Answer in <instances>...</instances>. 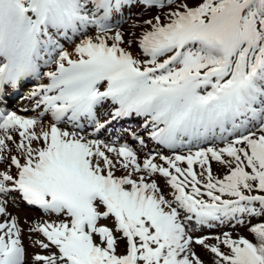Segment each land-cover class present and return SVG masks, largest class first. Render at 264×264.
Instances as JSON below:
<instances>
[{"label": "snow or ice", "instance_id": "snow-or-ice-1", "mask_svg": "<svg viewBox=\"0 0 264 264\" xmlns=\"http://www.w3.org/2000/svg\"><path fill=\"white\" fill-rule=\"evenodd\" d=\"M136 7H167L166 20H133L126 40L123 24L143 14ZM26 78L38 82L30 98L42 111L0 110V264H204L193 243L215 255L212 264H264V222L250 228L256 242L191 234L264 216V0H0V91ZM132 116L146 137L120 129L89 138ZM124 133L173 155L149 151L141 162ZM213 161L228 168L222 178ZM157 174L171 198L150 179ZM17 193L64 217L29 228L46 238L33 244L47 254H27L8 212ZM109 218L115 228L100 224Z\"/></svg>", "mask_w": 264, "mask_h": 264}, {"label": "rangeland", "instance_id": "rangeland-1", "mask_svg": "<svg viewBox=\"0 0 264 264\" xmlns=\"http://www.w3.org/2000/svg\"><path fill=\"white\" fill-rule=\"evenodd\" d=\"M180 2H181V0H177V3H180ZM167 10H168L167 7H165L164 9H157V8L153 7L151 9H149L147 12H143V10L139 7L133 8L132 9L133 12H137V13L143 12V14H141L139 16H135L132 18V20H129L127 23L123 24V27L121 30L125 32V39L126 40L128 39V29L130 28L131 24L133 23V20L142 22L144 20L150 19L153 16L157 15L158 12L161 14V19L166 20V16L164 15V13L167 12ZM127 11L128 10L125 9V13H127ZM147 27H148L147 25H143V28H147ZM142 30L143 29L141 27H138L135 29V36L137 39L142 34ZM113 31H115V29H113ZM92 34L95 35L94 32H92ZM65 46L68 49H70L73 45L69 44V43H65ZM130 50L132 51L134 56H140L141 58H143L141 50L138 47V43H134L131 46ZM52 67H54V65ZM30 81H35L36 84L38 83L35 79H27V78L25 80L21 81L20 83L26 84L27 82H30ZM42 82L48 83L49 81L47 80V78H45ZM26 86L27 85L23 86L22 90L20 91V94L24 93L23 95L27 96L26 97L27 102H25L23 104H19L18 107L30 106V104H34V99L30 98L32 86H30L29 89H25ZM39 111H42V108L39 109L38 112ZM35 113H37V112H35ZM29 114H33V113H29ZM46 115L47 114H45V116L43 117L42 120L46 119ZM100 116H101V114H100ZM103 116H104V118L106 117V115H104V114H103ZM122 120L125 121V123H123L124 125H122V127L126 126V120L125 119H122ZM128 124L131 125V124H133V122L132 123L130 122ZM48 125H49V123H48ZM140 125L141 124L134 125L133 127H131V130L139 131L140 135L145 136L146 132H141L142 129H139ZM125 136H126V134H125ZM127 136H128V134H127ZM124 140L127 141L128 138L125 137ZM129 144L131 147L134 148V145L139 144V142L135 141V142H132ZM160 145L161 144H159V143L157 144V142L152 141V140L147 142V147H144L143 150H142L141 146L139 145L138 149H136V150H137L138 156L140 157L141 162L145 158V156L149 153V151H152L154 153H159L162 155H169V156L173 155L172 154L173 150H170L169 152L165 153V152H163V150L160 149ZM219 146L222 147L223 145L220 144ZM187 151H188L187 148L177 150V152L179 154H186ZM156 162L157 163H163V161L160 160L159 155L156 158ZM165 166H167V165H165ZM182 166H186V164H184ZM212 169H213V174L218 176V177H221V178L223 175H225L228 172V168H226L225 166H223V165H221L215 161L212 162ZM196 170L199 171L198 166H196ZM115 174L117 176H120V175H123L124 172H123V170H118ZM150 179H155L157 181L158 185L163 189V193L165 194L166 198H171L172 190H171L170 186L167 185L166 178L157 174L153 177H150ZM253 194H256V193H253ZM260 194H264V193H260ZM15 195H16V197L19 198L18 193ZM257 206H259V205H257ZM8 212L11 213L12 215H15L18 217L19 223L23 229V231H22V242L26 248L28 256L31 257L32 255H34L36 253L47 254L48 250L41 249L38 245L33 244V241L38 240V239L39 240H45V242H47L46 238L43 237V235L40 233H30L29 228L35 222L64 219V217H60V216H56V215L50 216L48 214H45L41 209L27 205L22 200L19 201V203L16 205L9 203L8 204ZM3 219H5V217L0 216V220H3ZM260 222H264V216H260V217H247L246 216L245 217V223L243 225H236L235 227H232L231 225H228V226L221 225V226H217L216 228H213V229H209V228L203 227V226H196L195 231L192 232L191 234L193 235V237L195 239V237H197V236L221 235L223 232H231L233 238H239L240 236H244V237L248 238L249 240L256 242V237L250 231V228L252 225H254L256 223H260ZM100 224L115 228L114 219H112V218L101 220ZM116 234L119 235V232L117 231ZM99 239H100L99 236H96L97 242H99ZM208 243L209 244H216L217 241L214 239H211L208 241ZM192 248H193V251L197 254V256H199V258L204 262V264H212V261L215 259V255L213 253H211L208 249L204 248L203 246L195 244V243H193ZM221 248H222V250L227 251V249L224 245H221ZM52 251H56V249L53 248ZM117 251L119 253H124L125 247H124L123 242L120 243V246L118 247ZM29 264H32V262L29 261Z\"/></svg>", "mask_w": 264, "mask_h": 264}, {"label": "bare ground", "instance_id": "bare-ground-1", "mask_svg": "<svg viewBox=\"0 0 264 264\" xmlns=\"http://www.w3.org/2000/svg\"><path fill=\"white\" fill-rule=\"evenodd\" d=\"M78 42V41H77ZM73 47H74V45L69 49V51H71L72 49H73ZM47 70V69H46ZM31 85H35V84H31ZM106 107V106H105ZM37 111L39 110V109H36ZM36 110L35 109H31L28 113H33V114H35V112H36ZM98 113H100V114H103V112L100 110V109H98ZM47 117H48V123L50 124L51 123V116H50V114H47L46 115ZM100 119H102V117H100ZM103 120H105V119H103ZM126 120H129V121H131V123L132 122H136L135 123V125H137L138 123H142V119L140 118V117H136V116H132V117H128ZM116 122V121H115ZM207 146V145H206ZM161 148H162V150H163V152H169L171 149H168L166 146H161ZM194 150V149H193ZM180 151V150H179ZM173 154V153H172Z\"/></svg>", "mask_w": 264, "mask_h": 264}]
</instances>
